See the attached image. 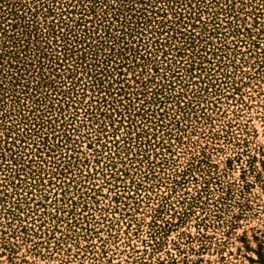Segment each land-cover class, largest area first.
Masks as SVG:
<instances>
[{"label": "rangeland", "instance_id": "rangeland-1", "mask_svg": "<svg viewBox=\"0 0 264 264\" xmlns=\"http://www.w3.org/2000/svg\"><path fill=\"white\" fill-rule=\"evenodd\" d=\"M0 264H264V0H0Z\"/></svg>", "mask_w": 264, "mask_h": 264}]
</instances>
